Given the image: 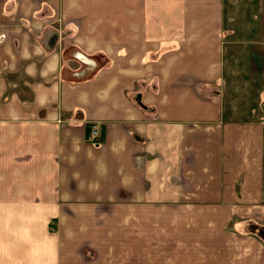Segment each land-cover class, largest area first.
<instances>
[{"label": "crops", "instance_id": "0c3cea01", "mask_svg": "<svg viewBox=\"0 0 264 264\" xmlns=\"http://www.w3.org/2000/svg\"><path fill=\"white\" fill-rule=\"evenodd\" d=\"M0 264H264V0H0Z\"/></svg>", "mask_w": 264, "mask_h": 264}, {"label": "built area", "instance_id": "2783aa9c", "mask_svg": "<svg viewBox=\"0 0 264 264\" xmlns=\"http://www.w3.org/2000/svg\"><path fill=\"white\" fill-rule=\"evenodd\" d=\"M97 136H98V130L96 129V127H94L91 132V135L88 138L89 143H93L96 140Z\"/></svg>", "mask_w": 264, "mask_h": 264}, {"label": "rangeland", "instance_id": "374dc122", "mask_svg": "<svg viewBox=\"0 0 264 264\" xmlns=\"http://www.w3.org/2000/svg\"><path fill=\"white\" fill-rule=\"evenodd\" d=\"M99 62H100V63H103V61H101V60H100Z\"/></svg>", "mask_w": 264, "mask_h": 264}]
</instances>
